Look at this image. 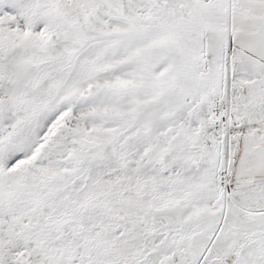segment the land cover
<instances>
[{"label": "snow or ice", "instance_id": "1", "mask_svg": "<svg viewBox=\"0 0 264 264\" xmlns=\"http://www.w3.org/2000/svg\"><path fill=\"white\" fill-rule=\"evenodd\" d=\"M0 264H264V0H0Z\"/></svg>", "mask_w": 264, "mask_h": 264}]
</instances>
